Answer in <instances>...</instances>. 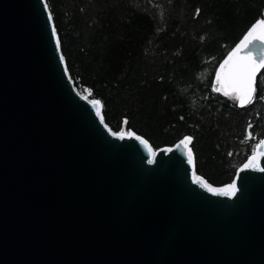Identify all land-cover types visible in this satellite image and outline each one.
Segmentation results:
<instances>
[{
	"label": "water",
	"instance_id": "1",
	"mask_svg": "<svg viewBox=\"0 0 264 264\" xmlns=\"http://www.w3.org/2000/svg\"><path fill=\"white\" fill-rule=\"evenodd\" d=\"M45 3L0 0V264H264V143L230 197L193 182L227 187L197 173L192 142L189 165L180 141L134 132L153 157L112 135L60 61ZM245 51L264 59V42Z\"/></svg>",
	"mask_w": 264,
	"mask_h": 264
},
{
	"label": "trees",
	"instance_id": "2",
	"mask_svg": "<svg viewBox=\"0 0 264 264\" xmlns=\"http://www.w3.org/2000/svg\"><path fill=\"white\" fill-rule=\"evenodd\" d=\"M71 78L107 124L155 149L192 137L197 173L232 184L264 139V68L252 102L216 91L264 0H47ZM127 121V124L124 121Z\"/></svg>",
	"mask_w": 264,
	"mask_h": 264
},
{
	"label": "snow or ice",
	"instance_id": "3",
	"mask_svg": "<svg viewBox=\"0 0 264 264\" xmlns=\"http://www.w3.org/2000/svg\"><path fill=\"white\" fill-rule=\"evenodd\" d=\"M45 10H47V3L44 4ZM48 20H52L51 13L48 14ZM262 29L259 35H256L257 29ZM52 36L56 37V29L53 27L51 29ZM254 40H259L264 42V20L260 21L257 25H255L252 30L245 36L244 40L233 50L230 54L229 58L225 60L224 64L221 65V70L217 74V87L216 91H224L225 96H230L233 93L234 98L239 101V103L243 106L247 103L252 102L253 94L255 92L254 84L256 80V74L261 69L264 68V59H260L257 61L251 51H245L249 48L250 45L253 44ZM56 48L60 49V40L56 39ZM60 61L63 63L64 57L60 56ZM65 71H67L65 69ZM86 98V97H85ZM93 107L95 108L96 115L100 118V123H104V118L101 115V102L99 100L91 101ZM127 124V121H124ZM112 135L118 136L120 139H124L125 136L129 138H135L141 144L148 147V151L151 156H155V152H152L151 148L148 146V142L142 139L139 136H136L134 132H113ZM192 142V137L186 136L184 139L180 141V145H182L186 149L187 162L189 165H193V153L189 145ZM264 143V141H262ZM178 145V147L180 146ZM171 151V149H169ZM153 161L151 159L148 160V163L151 164ZM258 167V165H256ZM245 167H249V165H245ZM259 171H264V168H258ZM192 179L194 183H199L202 187L206 188L209 192H212L217 195L223 196H234L236 194V184L232 183L228 185L226 188H213L206 182L202 181L199 176L196 175L195 171L192 173Z\"/></svg>",
	"mask_w": 264,
	"mask_h": 264
},
{
	"label": "rangeland",
	"instance_id": "4",
	"mask_svg": "<svg viewBox=\"0 0 264 264\" xmlns=\"http://www.w3.org/2000/svg\"><path fill=\"white\" fill-rule=\"evenodd\" d=\"M217 86L219 87V85L217 84ZM79 91V90H78ZM80 92V94H82L84 97H86V98H88V99H90L84 92H82V91H79ZM220 93H222V94H224V91L223 90H221V91H219ZM234 93L232 94V95H230L231 97H233L234 98ZM238 101V100H237ZM239 102V101H238ZM240 104V103H239ZM121 131H126V132H129V130H127L125 127H123L121 130H120V132ZM230 185V184H229ZM228 186V185H227Z\"/></svg>",
	"mask_w": 264,
	"mask_h": 264
}]
</instances>
